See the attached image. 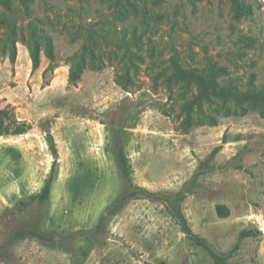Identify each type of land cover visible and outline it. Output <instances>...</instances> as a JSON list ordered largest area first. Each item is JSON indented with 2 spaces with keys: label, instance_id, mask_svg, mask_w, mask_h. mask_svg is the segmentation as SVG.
I'll list each match as a JSON object with an SVG mask.
<instances>
[{
  "label": "rangeland",
  "instance_id": "1",
  "mask_svg": "<svg viewBox=\"0 0 264 264\" xmlns=\"http://www.w3.org/2000/svg\"><path fill=\"white\" fill-rule=\"evenodd\" d=\"M250 2L238 17L231 0H0V264H217L200 240L219 264H264V118L198 99L172 65L261 88L264 0ZM133 186L169 198L196 238L164 202L127 199ZM19 231L38 237L12 244Z\"/></svg>",
  "mask_w": 264,
  "mask_h": 264
},
{
  "label": "trees",
  "instance_id": "2",
  "mask_svg": "<svg viewBox=\"0 0 264 264\" xmlns=\"http://www.w3.org/2000/svg\"><path fill=\"white\" fill-rule=\"evenodd\" d=\"M15 1L21 2L23 5H29L32 0H3V5L6 7L8 11L12 10V3ZM233 5L236 8V14L238 17L243 15H252L253 14V3L250 0H231ZM0 21H4L3 15L0 14ZM5 22V21H4ZM242 43L247 45H252L256 42V38H242ZM45 47L46 53L50 60H55V45L51 38L45 39ZM40 49L38 46L34 45L31 47V56L34 62V69H39L41 65L40 58ZM15 56L12 58V61H15ZM173 69L174 76L176 79L188 83L195 84L198 87L199 95L198 99L204 100L209 99L210 97H217L223 100H234L239 105H250L253 107H257L259 114L264 118V85L261 88L253 86L248 91H241L238 87L234 86L232 83L230 84H222L217 79V73H207L204 70L199 68H184L181 63L175 59L173 61ZM71 80H75V72L72 73ZM256 82V79H253V85ZM9 113L7 110L0 109V136H6L11 134V126L8 124ZM24 130H15L13 134H23ZM220 151V148H217L213 152V156L217 155ZM118 163L120 165V169L123 172L126 178H130L129 166L126 156L123 152H120L118 157ZM53 179H49L42 190V192L37 196L42 202L47 201L50 198L51 190H52ZM127 199L129 200H152V201H160L164 202L169 208L172 216L178 222V224L183 228L184 232L191 237L193 236V232L191 226L189 225L188 220L183 214L182 210L179 207L173 206L171 200L164 196H159L157 193L149 192L143 188L133 186V190L129 192L127 195ZM218 214L221 218H227L230 216V212L225 207H218ZM260 232H257L255 236H259ZM29 236L38 237L35 232H26L19 231L13 238L12 244L20 242L22 240L28 239ZM241 236H247V233H242ZM196 237H194L195 239ZM200 246H202L210 256L215 260L217 264L220 263L221 257L220 255L212 248V246L205 240H200Z\"/></svg>",
  "mask_w": 264,
  "mask_h": 264
},
{
  "label": "water",
  "instance_id": "3",
  "mask_svg": "<svg viewBox=\"0 0 264 264\" xmlns=\"http://www.w3.org/2000/svg\"><path fill=\"white\" fill-rule=\"evenodd\" d=\"M47 127H49V126H47ZM49 129V128H48ZM56 157H57V155H56Z\"/></svg>",
  "mask_w": 264,
  "mask_h": 264
}]
</instances>
